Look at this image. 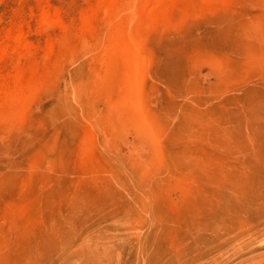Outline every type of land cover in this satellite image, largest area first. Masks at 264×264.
Returning <instances> with one entry per match:
<instances>
[{
  "label": "rangeland",
  "instance_id": "obj_1",
  "mask_svg": "<svg viewBox=\"0 0 264 264\" xmlns=\"http://www.w3.org/2000/svg\"><path fill=\"white\" fill-rule=\"evenodd\" d=\"M153 3L0 0V264L264 261V0Z\"/></svg>",
  "mask_w": 264,
  "mask_h": 264
},
{
  "label": "bare ground",
  "instance_id": "obj_2",
  "mask_svg": "<svg viewBox=\"0 0 264 264\" xmlns=\"http://www.w3.org/2000/svg\"><path fill=\"white\" fill-rule=\"evenodd\" d=\"M160 1L161 0H154L153 4L158 5ZM116 47H117L116 49L118 50L117 52L118 57H121L125 61V63L130 64V72L139 70L142 56L140 53V41L139 38L136 37V34L132 31H128L127 33L118 31V44ZM128 69L129 68L125 67V70ZM127 74L128 76L126 78V82L127 83L133 82L134 79L132 75L131 74L129 75V72ZM258 264H264V261Z\"/></svg>",
  "mask_w": 264,
  "mask_h": 264
}]
</instances>
